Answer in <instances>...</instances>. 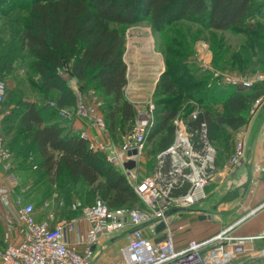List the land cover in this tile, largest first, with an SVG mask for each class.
<instances>
[{"label": "trees", "instance_id": "1", "mask_svg": "<svg viewBox=\"0 0 264 264\" xmlns=\"http://www.w3.org/2000/svg\"><path fill=\"white\" fill-rule=\"evenodd\" d=\"M0 0L3 8L23 10V23L12 43L0 53V75L13 65L12 47L26 50L30 67L40 76L47 94L58 92L55 106L69 107L76 95L60 74L67 72L78 87L94 85L107 102L103 105L109 131L114 134L117 121L134 122L136 111L124 97L127 64L124 60L125 29L140 22L162 29L181 21H192L218 31H237L255 35L250 23L255 0ZM19 5V6H17ZM247 49V48H245ZM174 81L165 70L157 80L153 96L156 115L147 139L156 151L165 150L173 141V118L184 98L200 105L195 119L187 125L193 141L200 144L201 123L206 124L207 138L218 154L227 151L229 142L249 120L253 104L264 97V86L254 84L247 90L221 89L209 84L204 93H196L204 82L196 79ZM3 79V78H1ZM218 93L212 99L210 94ZM221 103L223 110L216 105ZM193 107L184 113L187 117ZM55 107L39 106L33 101H17L13 113L0 125L3 146L16 159L18 168L32 165L52 183L66 180L83 183L98 193L108 207L139 208L141 199L129 186L121 170L105 157L87 147L78 134L66 131L57 118ZM158 152V153H159ZM155 156V155H154ZM167 168L170 159L164 158ZM176 189L173 194L186 192ZM139 205V206H138Z\"/></svg>", "mask_w": 264, "mask_h": 264}, {"label": "built area", "instance_id": "2", "mask_svg": "<svg viewBox=\"0 0 264 264\" xmlns=\"http://www.w3.org/2000/svg\"><path fill=\"white\" fill-rule=\"evenodd\" d=\"M213 75L222 76L227 83L239 84L243 88L255 81L219 71ZM258 78L262 79V76ZM6 89V82L0 79V103L5 98ZM262 100L264 97L258 98L253 105L257 106ZM51 104L55 106V103ZM58 112L66 120L71 118V113L63 107L58 108ZM76 113L77 116L88 117L79 93ZM197 113L198 110L193 109L189 113L190 118L195 119ZM87 120L96 133L81 130L78 135L86 140L89 149L103 154L107 162L121 168L127 183L144 206L136 209L110 208L100 198L90 204L74 201L70 209L80 210L78 217L56 220L54 224L48 220H37L32 203H22L19 198L11 197L16 177L9 162L10 152L0 138V264H96L99 249L122 231H127V239L118 259L111 264H230L242 254L264 257V231L235 235L232 233L234 225L210 237L190 239L182 246L177 245L175 232L182 229V225L176 227V220L183 215L175 214L203 200L206 187L217 172L216 149L207 138L205 123H201L202 141L196 144L187 121L174 117L172 143L156 155L152 174L139 178L137 157L141 155L153 121L148 116L139 117L131 130L120 135L117 145L113 139L104 136L105 127L100 118ZM133 148L137 149V154L130 157L127 152ZM165 156L170 159L167 168L164 166ZM128 159L135 160L133 168L124 167ZM245 159V140L238 134L226 169L230 171ZM185 184H188L186 192L173 194ZM44 203L49 205L50 201L47 199ZM56 204L59 207L63 205L61 201ZM49 217L55 219L54 214ZM160 222L164 227L156 232ZM162 234L164 239L156 242L155 239ZM71 235L75 238L71 239ZM256 242L263 244L255 249Z\"/></svg>", "mask_w": 264, "mask_h": 264}, {"label": "rangeland", "instance_id": "3", "mask_svg": "<svg viewBox=\"0 0 264 264\" xmlns=\"http://www.w3.org/2000/svg\"><path fill=\"white\" fill-rule=\"evenodd\" d=\"M29 1L27 0L26 2ZM19 2L22 1L20 0ZM0 6L3 5L0 4ZM253 8L254 14L250 19V23L255 27L254 31L256 33L254 36L237 31L213 30L192 21H181L162 29L153 28L148 22H140L127 27L125 29L126 43L124 53V60L127 64V84L124 88V97L133 105L137 114L134 122L123 123L117 121L114 134L109 131V126L105 120L104 112L106 109L103 112V105L107 102V98L101 92H98L93 84L85 88L78 87L74 78L67 72H63L65 70H61L60 74L67 82L70 90L76 95L75 101L71 106L65 107L66 110L71 113V117L77 116L76 106L79 93L88 111V117H79L81 119L84 118L83 120L85 121L88 118H100L104 123L106 134L102 135L108 139H113L114 143L119 145L120 135L131 130L140 116H148L154 123L157 110L153 96L154 87L160 74L165 70L169 72L174 81L181 79L184 74H186L183 77L184 81L191 78L202 79L204 82L196 91V93L201 94L206 91L209 84L217 85V87L225 89L224 91L231 87L243 91L254 84L264 86V0H255ZM18 9V7L14 9H9L7 6L6 8L0 7V53L5 50L7 45L12 43L14 34L23 23L22 16L24 12ZM12 49L14 51L13 65L10 69L1 72L2 75H0V79L3 78L7 87L5 98L0 103V125L5 116L13 113V107L17 101H33L39 106L59 108L57 105L52 106L51 104L52 102L55 103L58 92L51 90L47 94L45 93L40 84L39 74L30 67L31 56L29 53L26 50H19L18 46L12 47ZM215 71L223 72L236 78L254 79L255 81L249 87L243 88L239 84L227 83L222 76L214 77ZM259 76H262V79H259ZM210 96L215 99L218 97V93H212ZM189 107L198 110L200 105L195 99L184 98L175 117L179 116L187 121L190 116L188 114L185 117L184 113ZM216 108L222 111L223 105L219 103ZM57 113L59 115L57 118L60 123H63L66 119L62 118L58 111ZM229 143V147L226 150L229 151L232 144H234V150L236 140L233 135ZM156 149V145L146 138L141 155L137 157L136 166H140L137 168L139 178H142L140 175L154 171L156 155L159 152ZM127 161L125 162L126 164ZM111 165L115 167L114 164ZM116 167L121 170L119 166ZM125 168L129 169L126 166ZM54 182L43 186V193L40 198H52L54 200L52 201L53 203L58 201L63 203L61 206L63 212L68 215H55L57 220L79 216L80 210L70 209V205L74 201H79L81 204H90L101 197L98 193H93L91 187L81 182L78 184H72L71 182H66V180ZM28 191H31V189ZM15 192L11 191L14 198ZM40 200H37V202L32 200L31 203L35 208H39L40 203L38 201ZM139 205V208L144 206L142 200ZM186 217L188 221H192V215H186ZM126 235L127 231H122L113 240H108L105 243V247L99 249L95 263L111 264L117 260L120 249L124 246L127 239ZM74 238V235H71V239ZM254 246L255 249L260 248L259 246ZM246 255H240L230 264H264V257H249Z\"/></svg>", "mask_w": 264, "mask_h": 264}, {"label": "crops", "instance_id": "4", "mask_svg": "<svg viewBox=\"0 0 264 264\" xmlns=\"http://www.w3.org/2000/svg\"><path fill=\"white\" fill-rule=\"evenodd\" d=\"M62 125L66 127V131L74 134H78L81 130L94 134L96 130L90 126L89 121L79 116H73L69 121L65 120ZM238 134L243 135L245 140L246 159L228 171L226 168L234 144L229 151L220 154L216 152L217 172L206 187V197L184 212L175 214L183 215L181 219L176 220V227L177 223L182 225V229H177L175 232L178 246L184 245L190 239L210 237L229 225H234L232 233L235 235L264 231V100L257 106L253 105L248 122L234 133L235 140ZM0 138L3 142L1 135ZM9 162L16 177L15 186L12 188L14 192L16 191L15 198H19L22 203H31L32 200L37 202L42 199L38 201L39 208L34 207L33 214L37 220H48L54 224L57 219H50L49 215H68L64 214L62 207L52 202V198H40L43 186L52 182L47 177L40 178L41 172L35 165L28 169L18 168L16 159L11 155ZM138 167L136 166V172L139 174ZM151 174L152 172L140 176ZM29 189L31 191H28ZM180 189L182 191L183 188ZM12 194L11 197L14 198ZM47 199L50 201L49 205L44 203ZM186 215H192L191 222ZM200 215L206 216L200 218L202 217ZM262 244L256 242L255 245L261 247Z\"/></svg>", "mask_w": 264, "mask_h": 264}, {"label": "water", "instance_id": "5", "mask_svg": "<svg viewBox=\"0 0 264 264\" xmlns=\"http://www.w3.org/2000/svg\"><path fill=\"white\" fill-rule=\"evenodd\" d=\"M140 117H143V116H140ZM137 154V149L136 148H133V149H131V150H129L128 152H127V155L128 156H133V155H136ZM127 167V168H129L130 169V167H133V166H135V160L134 159H129L128 161H127V164L126 163H124V167ZM200 218H204V216H202V217H200ZM163 227H164V224L162 223V222H160L157 226H156V232H160L162 229H163ZM164 239V234H162L161 236H159V237H157L155 240H156V242H159V241H162Z\"/></svg>", "mask_w": 264, "mask_h": 264}]
</instances>
